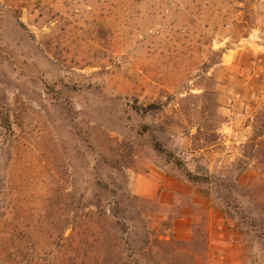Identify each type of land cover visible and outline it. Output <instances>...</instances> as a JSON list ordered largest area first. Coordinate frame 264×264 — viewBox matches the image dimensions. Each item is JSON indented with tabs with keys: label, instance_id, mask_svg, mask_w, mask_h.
Here are the masks:
<instances>
[{
	"label": "rangeland",
	"instance_id": "1",
	"mask_svg": "<svg viewBox=\"0 0 264 264\" xmlns=\"http://www.w3.org/2000/svg\"><path fill=\"white\" fill-rule=\"evenodd\" d=\"M262 107L264 0H0V264H264V167L236 166ZM114 200L121 258L113 218L84 257Z\"/></svg>",
	"mask_w": 264,
	"mask_h": 264
},
{
	"label": "trees",
	"instance_id": "2",
	"mask_svg": "<svg viewBox=\"0 0 264 264\" xmlns=\"http://www.w3.org/2000/svg\"><path fill=\"white\" fill-rule=\"evenodd\" d=\"M163 105L160 103H149V105L147 106V110H154V109H158L161 108ZM153 146L154 148L161 154H163L166 159L170 162H173L174 164H176L177 166L183 168L186 178L193 182V183H203V182H210V178L208 176H204L201 174H198L196 172H193L192 170L188 169L183 160L181 159V157H179L175 152H173L170 149H167L159 140L154 139L153 140ZM253 159H256L257 162L261 165H263L264 167V107L260 108L254 115V124H253V132L252 134L249 136V138L247 139V141L244 144V148H243V152L241 157L237 160V169L247 165L250 161H252ZM259 166V165H258ZM264 168L262 170L261 168V172L263 173ZM217 185L224 187L226 190L230 191L231 190H235L236 185L235 183L229 182V181H219L217 183ZM102 189H107L108 187L105 185H101L100 186ZM227 194V197L224 198V203L235 209L237 215L239 213L240 219L241 221H244V214H240L241 210H236V208H239V203H237L234 199V201H230V199H228V197L230 198L232 195ZM114 206H112L111 202H108L109 204H111V206L106 210L103 207V204L99 202H95L94 206L97 208V210H100L101 212L98 211H94V210H88L87 212H83L80 216H79V220L77 221V225L79 226V228H81V238L78 239L77 242V252L80 254V249L82 248V250L84 249L83 255L84 257L87 255L86 253L88 252V249H85V247L89 246V245H94V244H99L100 242H102L104 240V237H102V235L100 234V227L105 226L107 223L109 224L110 220H113L110 222L109 225V229L106 230V238L110 239L109 240V246L110 248L113 250V252L115 253V255L117 256V258H121L120 256V252L119 251V240H118V236H112V232H117V231H128L129 230V226L125 223V221L121 218L120 216V208H119V201L114 200ZM106 223V224H105ZM106 229V228H104ZM110 236V238H109ZM144 245H148L149 239L147 238L146 240H144ZM132 245V244H131ZM86 247V248H87ZM135 244L133 241V245L132 247H128V250H130V252L127 254L126 258L127 259H134V255H135ZM111 254L112 251H111ZM3 255L9 258H11V256H17L19 255V250H13V249H7L6 251H3ZM78 257V255L76 256ZM57 258V257H56ZM56 258H53V261L56 260ZM60 259L58 264H66L65 263V258L64 255L62 254L60 257H58ZM136 262L137 260H139L136 256ZM139 263V261L137 262V264ZM74 264H79V262H75Z\"/></svg>",
	"mask_w": 264,
	"mask_h": 264
},
{
	"label": "crops",
	"instance_id": "3",
	"mask_svg": "<svg viewBox=\"0 0 264 264\" xmlns=\"http://www.w3.org/2000/svg\"><path fill=\"white\" fill-rule=\"evenodd\" d=\"M175 232L177 233V235H179V236H181L182 234H181V232H180V230H178V228H176L175 227Z\"/></svg>",
	"mask_w": 264,
	"mask_h": 264
}]
</instances>
